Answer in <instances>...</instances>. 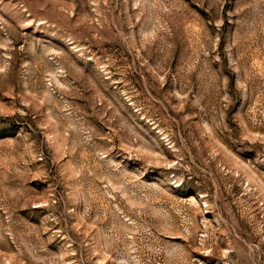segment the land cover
Wrapping results in <instances>:
<instances>
[{"label":"rangeland","instance_id":"1","mask_svg":"<svg viewBox=\"0 0 264 264\" xmlns=\"http://www.w3.org/2000/svg\"><path fill=\"white\" fill-rule=\"evenodd\" d=\"M0 264H264V0H0Z\"/></svg>","mask_w":264,"mask_h":264}]
</instances>
